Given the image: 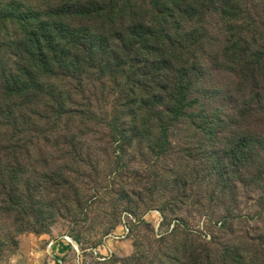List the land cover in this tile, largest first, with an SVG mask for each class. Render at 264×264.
<instances>
[{
    "label": "rangeland",
    "instance_id": "obj_1",
    "mask_svg": "<svg viewBox=\"0 0 264 264\" xmlns=\"http://www.w3.org/2000/svg\"><path fill=\"white\" fill-rule=\"evenodd\" d=\"M11 1L0 0V8ZM247 4L264 12V0ZM209 23L219 37L220 20ZM13 25L0 21L3 52L18 47ZM219 64L215 102L229 79ZM232 87L214 136L174 124L163 147L154 120L144 132L112 134L85 118L67 131L58 126L45 142L28 134L20 182H0V264H231L232 256L264 264V118L237 113L248 98ZM32 120L47 136L46 119ZM232 133L255 141L247 163L229 161L223 146ZM254 249L261 256L245 262Z\"/></svg>",
    "mask_w": 264,
    "mask_h": 264
},
{
    "label": "trees",
    "instance_id": "obj_2",
    "mask_svg": "<svg viewBox=\"0 0 264 264\" xmlns=\"http://www.w3.org/2000/svg\"><path fill=\"white\" fill-rule=\"evenodd\" d=\"M260 10L247 0H14L3 6L0 21L14 24L18 47L0 50V182L12 176L20 182L28 134L45 142L58 126L67 131L84 118L112 134L133 126L144 132L154 120L165 147L174 124L218 134L221 106L233 99L235 85L248 99L234 110L264 118ZM212 17L221 22L219 37ZM220 62L229 79L215 102ZM112 96L109 110L103 105ZM138 100L143 107H136ZM33 117L46 119L47 136ZM224 144L229 161L247 163L256 151L250 133H232ZM262 252L254 249L245 262ZM232 257L231 264H243Z\"/></svg>",
    "mask_w": 264,
    "mask_h": 264
},
{
    "label": "built area",
    "instance_id": "obj_3",
    "mask_svg": "<svg viewBox=\"0 0 264 264\" xmlns=\"http://www.w3.org/2000/svg\"><path fill=\"white\" fill-rule=\"evenodd\" d=\"M125 231L128 232V229L125 228Z\"/></svg>",
    "mask_w": 264,
    "mask_h": 264
}]
</instances>
